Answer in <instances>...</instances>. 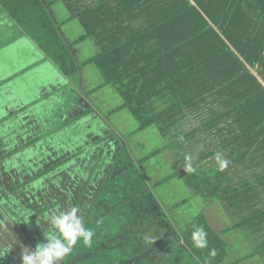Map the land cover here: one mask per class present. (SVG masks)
<instances>
[{"label": "crops", "instance_id": "0c3cea01", "mask_svg": "<svg viewBox=\"0 0 264 264\" xmlns=\"http://www.w3.org/2000/svg\"><path fill=\"white\" fill-rule=\"evenodd\" d=\"M41 1L86 103L135 159L148 156L156 188L167 182L170 195L180 180V200L160 196L179 232L203 212L225 264H264V0H236L222 28L230 0ZM2 22L12 36L0 49L17 39L39 53Z\"/></svg>", "mask_w": 264, "mask_h": 264}, {"label": "rangeland", "instance_id": "374dc122", "mask_svg": "<svg viewBox=\"0 0 264 264\" xmlns=\"http://www.w3.org/2000/svg\"><path fill=\"white\" fill-rule=\"evenodd\" d=\"M1 17L0 42L12 36L2 29ZM16 40L0 49V156L7 155L0 160V264H22L23 249L35 250L38 243H47L46 237L56 234L51 218L70 210L97 158L75 209L81 223L102 185L103 207L118 201L124 204L85 227L94 233L90 244L82 238L74 245L65 242L69 251L56 264H159L162 248L158 252L154 248L160 241L166 244L163 248L175 249L165 264H193L180 245L166 243L181 233L163 209V200L181 199L182 190L175 184L180 180L175 179L176 189L169 195L167 182L156 188L151 180L156 169H149V161L140 164L116 133L100 141L106 133L121 131L108 127L72 80L58 71L54 89L50 84L53 70L47 64L51 63L45 60L47 63L35 65L40 54ZM88 107L89 113L72 118ZM36 136L39 139L33 144L17 148ZM71 154L72 158L46 175L12 189ZM53 200L57 201L55 207L41 216H30Z\"/></svg>", "mask_w": 264, "mask_h": 264}, {"label": "trees", "instance_id": "16d2710c", "mask_svg": "<svg viewBox=\"0 0 264 264\" xmlns=\"http://www.w3.org/2000/svg\"><path fill=\"white\" fill-rule=\"evenodd\" d=\"M236 0H230L228 3L227 8L225 9L224 13L221 17L220 28L223 27L225 22L230 16L231 10L235 5ZM0 15L2 19H4L11 27L12 30L16 31L17 34L27 38L31 41V43L35 46V48L39 51V53L43 56V60L49 61L54 68L64 77L70 78L73 82V86L77 89V83L79 81V64L73 58L68 45L63 40L59 30L52 20L51 16L49 15L45 5L42 3L41 0H0ZM11 41L8 39L7 41L0 42V47L4 44H7ZM264 49V39L255 55V58L262 53ZM92 59L85 61L84 63H88ZM128 103H124L123 105L117 107L113 111L119 109L127 105ZM91 108H86L83 111H80L73 119L79 118L86 113H89ZM111 111V112H113ZM65 123V121H62ZM136 131H131L129 135L135 133ZM114 133L111 132L109 134H105L100 137V141H104L105 139L113 136ZM39 137H33L28 139L26 142L22 143L18 149L21 147H27L34 142H36ZM74 154L66 156L58 161L38 170L37 172L31 174L27 178L23 179L22 181L16 183L12 189L21 188L39 177L49 173L50 171L54 170L55 168L62 165L64 162L68 161L72 158ZM7 155L3 154L0 156V160L6 158ZM148 156L144 157L147 158ZM143 158V159H144ZM141 159L140 161H142ZM98 164V159L93 164L80 192L75 199L74 203L72 204L70 210L76 209L82 194L84 193L86 186L93 174L94 169ZM109 175L106 176L105 180L108 178ZM165 179H162V182ZM104 185H102L103 187ZM96 194L95 198L93 199L88 212L86 213L82 225L84 227L90 225L94 220L98 217L102 216L103 213L110 212L111 210H115L119 206L124 204V201H118L113 206H106L103 207V204L106 205L104 200L102 199L101 189ZM57 204V201H53L38 210L34 211L30 216L32 218L41 216L51 208H53ZM69 210V211H70ZM203 228L204 231L207 233L206 240L207 246L205 248H197L194 245L193 233L198 228ZM172 243L173 245H180V247L186 252L187 256L189 257L191 263L193 264H225V258L227 255V244L226 241L221 236V232L215 231L208 223L206 216L203 212L197 214V216L191 221V223L181 231L179 236H176V239L173 237L169 238L166 243ZM166 244L163 241L157 243L155 246V251L157 248H162L160 252H163L159 258V264L168 263L170 256L173 254V248H163ZM99 250V249H97ZM159 250V249H158ZM157 250V252H158ZM215 251V256L210 255L212 251ZM149 253H151L149 251ZM148 253V255H149Z\"/></svg>", "mask_w": 264, "mask_h": 264}, {"label": "clouds", "instance_id": "9594fccd", "mask_svg": "<svg viewBox=\"0 0 264 264\" xmlns=\"http://www.w3.org/2000/svg\"><path fill=\"white\" fill-rule=\"evenodd\" d=\"M222 166L226 167L227 162H223ZM50 223L56 230V234L50 238L46 237L47 243H38L35 250L23 249L22 264H56L59 258L69 251L65 242L68 245H74L78 238H82L85 244L91 243L94 233L82 225L75 209L53 216ZM206 236L204 229L198 228L193 233L195 247L205 248L207 246ZM215 254L214 250L210 253L212 256Z\"/></svg>", "mask_w": 264, "mask_h": 264}]
</instances>
